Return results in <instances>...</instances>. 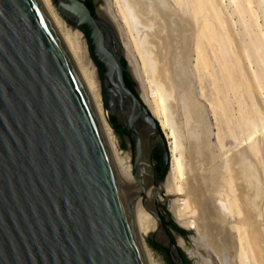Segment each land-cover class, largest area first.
Returning <instances> with one entry per match:
<instances>
[{"label": "water", "instance_id": "water-1", "mask_svg": "<svg viewBox=\"0 0 264 264\" xmlns=\"http://www.w3.org/2000/svg\"><path fill=\"white\" fill-rule=\"evenodd\" d=\"M53 1L67 25L86 37L105 109L114 114L119 105L132 136L134 167L150 171L148 210L165 241L156 233L149 241L171 264H185L157 207L150 150L141 161L134 123L152 129L166 168L164 131L122 64L129 61L116 32L94 0V16L85 0ZM145 189L121 179L90 96L40 0H0V264H148L132 204Z\"/></svg>", "mask_w": 264, "mask_h": 264}, {"label": "bare ground", "instance_id": "bare-ground-1", "mask_svg": "<svg viewBox=\"0 0 264 264\" xmlns=\"http://www.w3.org/2000/svg\"><path fill=\"white\" fill-rule=\"evenodd\" d=\"M94 1L101 20L118 36L144 102L168 140L174 139L171 169L157 186L165 191L172 216L220 264H264V0H227L235 41L218 0ZM40 2L90 96L121 179L131 189L147 188L132 204L150 264L144 236L156 233L165 241L148 210L154 193L150 171L117 152L87 40L65 27L52 0ZM146 129L149 138L152 129ZM141 136L143 161L149 147ZM174 196L182 199L171 200Z\"/></svg>", "mask_w": 264, "mask_h": 264}, {"label": "rangeland", "instance_id": "rangeland-1", "mask_svg": "<svg viewBox=\"0 0 264 264\" xmlns=\"http://www.w3.org/2000/svg\"><path fill=\"white\" fill-rule=\"evenodd\" d=\"M223 1H224V3L222 4ZM223 1L218 0L217 3H218V5H219V7L221 9L222 17H224V20L226 22V29H227L228 36L231 37V39L235 41L236 29H234L235 27L231 28L232 25H234V24H232L231 21H233V23H235V21L231 20L229 18V15H228L229 12L224 10V7L228 5L227 0H223ZM52 5H53V7L55 9V12H56L59 20L65 25V27L67 29L69 28V29L73 30L74 32L77 31L78 33H81L82 37L86 41V39H85V37H84V35H83V33L81 31L71 28L61 18L59 13L56 11V6H55L53 0H52ZM96 7H97V5H96ZM113 8H114V5H113ZM112 11H114V10H112ZM227 23H228V25H227ZM85 43L87 44V42H85ZM178 45L179 44L177 43V45H175V46H178ZM234 45L236 46L235 52H238L237 43L235 42ZM178 47H179L178 50L180 51V45ZM190 55H192V54H190ZM88 56L90 57L89 51H88ZM192 57L193 56H191V57L189 56V58H190L189 62L191 61L189 63L190 65L194 64V57H193V59H191ZM93 64H94V62H93ZM94 66H95V64H94ZM97 76H98V80H99V84H100V93H101V97H102V83L100 81L98 73H97ZM200 100H201V102H203V104L208 109L209 106H208V103L206 102V99L204 100L203 97H200ZM102 101H103V98H102ZM102 103H103V107L105 109L104 101ZM122 110H125L126 112H129V107L127 105H123ZM105 111H106L107 120H108V123L110 124V126L112 127L110 121H112V122H114V124H116L117 130H115L113 127H112V129H113V131L115 133V137H116L115 144H116V147H117V152L120 154L121 158L130 157L131 165H133V142H132V136L128 133V131H126L124 129V126H122V117H121V110H120L119 105H116V111H115L114 114H108L106 109H105ZM211 115H212L211 113H209V115H208L209 123L211 124V126H213V132H216V129L214 127L215 119ZM137 131H138L139 135H142L141 139L144 142H147L146 145H147V147H149V150H150V153H149L150 154V160H151V163H152L153 168L155 170L156 186H160L164 182L169 170L171 169L173 157L171 156V153H170V144L174 142V139L171 138V139L168 140L167 136L164 133L166 144H167V148H168V151H169V161L167 163V171H166L164 177L160 178L158 176V173H157V168H158V165H159L158 164V159H156L155 156H154V152H155V149H156V142L154 140L155 137H153V138L149 137L148 138L146 126L141 125V127H140V126L137 125ZM151 140L152 141L154 140V142L152 143ZM145 170L142 169V171H145ZM164 197H165V191L161 188L158 191V197H157L156 203H157V207H158L159 211L161 212V214L163 216H165L164 218L167 220L168 218L171 219V217H170L171 216L170 215L171 212L169 211L170 202L168 200L163 201ZM176 198L177 199H182V196L170 197L171 200L172 199H176ZM171 231L174 233V237L176 239V243L178 244V246L185 253V255L190 258L189 261L191 262V264H220V262L218 261L219 259L216 258L217 255L211 249H206L202 245L200 246V243H198L196 241H193V240H190L191 235H194V232L191 231V232L187 233V235L183 236V235L179 234L178 232H176L173 229H171ZM149 235H150V233L148 235L144 236V238H145L144 239V245L147 248L148 262L150 264H171V262L167 258L166 253L163 251V249H161L160 247H158L157 245H155L153 243H152L153 245L150 243ZM179 237H181L183 239L182 244L179 243ZM208 258L211 261V263H208L206 261V259H208Z\"/></svg>", "mask_w": 264, "mask_h": 264}, {"label": "trees", "instance_id": "trees-1", "mask_svg": "<svg viewBox=\"0 0 264 264\" xmlns=\"http://www.w3.org/2000/svg\"><path fill=\"white\" fill-rule=\"evenodd\" d=\"M85 4L88 7V9L91 11L92 15L94 16L95 6L92 4L91 0H85ZM122 64H123V66H127L128 65L127 61L124 60V59H122ZM124 76H126V80H127L128 85L130 86V88L134 92H136V90H135L136 84L133 81V79L131 78L130 74L126 72V74H124ZM110 123H111L112 127L115 130H117L116 124H114V122H112V121H110ZM154 156H155L156 159H158V164H159L158 168H157L158 176L160 178H163L165 173H166V171H167V167L163 168L162 163H161L160 151L157 148L155 149ZM163 217H165V216H163ZM165 225L167 226V228L169 230L173 229V230H175L176 232H178L179 234H181L183 236L187 235V232L184 229H182L179 226H177L170 218H168L167 220L165 219ZM180 253H181V255H182V257H183V259L185 261V264H191V262L186 258V255H185V253L182 250H180Z\"/></svg>", "mask_w": 264, "mask_h": 264}]
</instances>
